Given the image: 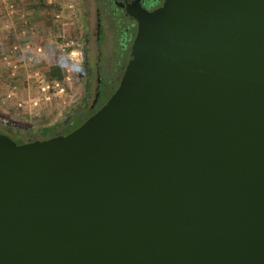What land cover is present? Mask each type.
I'll return each instance as SVG.
<instances>
[{"label": "water", "instance_id": "water-1", "mask_svg": "<svg viewBox=\"0 0 264 264\" xmlns=\"http://www.w3.org/2000/svg\"><path fill=\"white\" fill-rule=\"evenodd\" d=\"M133 16L96 110L0 132V264H264V0Z\"/></svg>", "mask_w": 264, "mask_h": 264}, {"label": "rangeland", "instance_id": "rangeland-1", "mask_svg": "<svg viewBox=\"0 0 264 264\" xmlns=\"http://www.w3.org/2000/svg\"><path fill=\"white\" fill-rule=\"evenodd\" d=\"M15 3H33L36 0H14ZM33 1V2H32ZM47 3V20L36 22L39 25L37 36L45 49L46 64H52L59 70V75L64 79L61 82L63 92L51 95L48 103L29 106L31 98L38 93L36 88H30L31 97L26 99H13V105L0 101V119L11 123L36 128L41 124L52 125L51 133H45L44 136L53 135L57 132L69 131L76 127L89 112L83 109L87 106L91 98L90 87L83 88L80 85V73L76 69L78 42V12L76 3L73 0H41ZM12 2V0H11ZM49 23V24H48ZM111 43V40H110ZM109 43V44H110ZM104 46H102L103 48ZM63 48V50H62ZM103 54L100 58L101 64H110L116 60L115 53L102 49ZM105 53V54H104ZM119 67H106L105 70L93 72L87 75L90 79L93 74L98 78V99L92 109L97 107L102 101L115 89L118 82ZM39 71H34L33 76H40ZM58 75V76H59ZM43 76V75H42ZM51 78L43 76L44 80ZM11 89V88H10ZM29 93V94H30ZM23 104V101H26ZM17 101H22L21 107L16 105ZM62 119L66 121L61 122Z\"/></svg>", "mask_w": 264, "mask_h": 264}, {"label": "flooded vegetation", "instance_id": "flooded-vegetation-1", "mask_svg": "<svg viewBox=\"0 0 264 264\" xmlns=\"http://www.w3.org/2000/svg\"><path fill=\"white\" fill-rule=\"evenodd\" d=\"M164 0H73L78 12V42L76 69L80 73V85L90 87L91 98L83 109L90 115L98 99V78L93 74L105 70L106 67H119V76L128 57L131 41L136 31V19L133 14L137 10L151 11ZM111 40V43H110ZM110 43V44H109ZM103 48L115 53L116 60L110 64H101ZM111 51V52H112ZM105 54V53H104ZM118 83V82H117ZM87 115V116H88ZM86 118V117H85ZM71 130V129H70ZM69 130V131H70ZM57 132V133H66ZM55 134V133H54Z\"/></svg>", "mask_w": 264, "mask_h": 264}, {"label": "crops", "instance_id": "crops-1", "mask_svg": "<svg viewBox=\"0 0 264 264\" xmlns=\"http://www.w3.org/2000/svg\"><path fill=\"white\" fill-rule=\"evenodd\" d=\"M31 4L0 0V55L6 54L11 45L17 46L9 63L0 59V101L9 105H13L15 98H30V88H36L52 65L44 62L45 49L36 33L40 23L47 20L49 4L37 3L29 12L27 5ZM37 21L39 25H35ZM35 70L40 76H33Z\"/></svg>", "mask_w": 264, "mask_h": 264}, {"label": "trees", "instance_id": "trees-1", "mask_svg": "<svg viewBox=\"0 0 264 264\" xmlns=\"http://www.w3.org/2000/svg\"><path fill=\"white\" fill-rule=\"evenodd\" d=\"M42 5L41 0H36L31 5H27L28 11L31 12L35 9L36 5ZM59 75V70L55 65H51L48 70L45 73V77L47 78H56ZM66 121L65 119H62L61 122ZM52 125L47 124H41L37 126L36 128L30 127V126H24L16 123H11L8 121H3L0 119V132L8 134L12 139L17 141H26V140H32L35 138H46L48 136H44V134L47 132L51 133L52 131Z\"/></svg>", "mask_w": 264, "mask_h": 264}, {"label": "built area", "instance_id": "built-area-1", "mask_svg": "<svg viewBox=\"0 0 264 264\" xmlns=\"http://www.w3.org/2000/svg\"><path fill=\"white\" fill-rule=\"evenodd\" d=\"M16 49L17 46L15 44L11 45L6 54L0 55V59L5 60L6 63H9L10 58L16 53ZM62 80L64 79L61 77V75H59L56 78H51L50 80H44L40 82L38 85L37 95L30 99L28 105L36 106L38 104L48 103L52 94L63 92V87L61 85ZM23 104H26L25 101H23ZM16 105L21 107L22 101H17Z\"/></svg>", "mask_w": 264, "mask_h": 264}]
</instances>
